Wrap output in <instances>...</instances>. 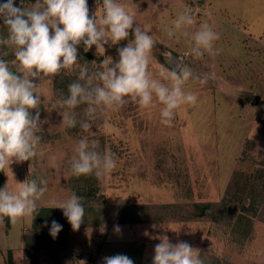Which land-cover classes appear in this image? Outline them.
Segmentation results:
<instances>
[{
    "label": "rangeland",
    "instance_id": "1",
    "mask_svg": "<svg viewBox=\"0 0 264 264\" xmlns=\"http://www.w3.org/2000/svg\"><path fill=\"white\" fill-rule=\"evenodd\" d=\"M87 2L92 16L97 0ZM119 2L135 12L137 23L153 36V71L162 65L171 70L179 60L197 77L206 78L203 85L190 80L185 86L197 94L198 102L176 110L171 126L160 123L159 106L141 109L129 102L117 111H106L83 132L78 126H60L63 118L51 108L58 99L53 79L33 78L41 95L38 108L30 109L33 116L40 112L38 155L0 171V189L8 181L14 189L17 182L35 179L40 185L45 180L48 191L37 201V208H54L53 199L63 201L75 193L70 161L84 137L96 140L99 151L113 153L117 167L101 180L90 175L88 192L93 193V203L104 209L99 227L69 230L68 249L50 252L45 240L51 247L61 244L52 241L49 233L53 221L64 227L58 211L38 225L30 216L7 227L3 218L0 264H7L10 251L14 264H103L105 257L114 255H126L134 264H152L163 236L172 244H190L204 264H264V0ZM35 3L14 0V6L22 8ZM186 8L197 21L189 32L207 22L219 33L216 55L196 59L189 54V37L168 40L166 29ZM3 25L0 18V37L6 38ZM133 39L130 30L126 40L105 45V52L98 53L93 45L89 51L102 60H92L90 71L100 70L105 58L118 61L117 49ZM0 59L9 63L14 74L22 75L11 63L15 55L6 45H0ZM53 155L55 166L49 162ZM233 174H237L236 199L227 194ZM123 211L146 222L121 223ZM155 219L161 221L152 222Z\"/></svg>",
    "mask_w": 264,
    "mask_h": 264
},
{
    "label": "clouds",
    "instance_id": "2",
    "mask_svg": "<svg viewBox=\"0 0 264 264\" xmlns=\"http://www.w3.org/2000/svg\"><path fill=\"white\" fill-rule=\"evenodd\" d=\"M0 18L7 26V37H0V45L13 50L15 60L11 63L22 74H14L9 63L0 59V171L5 172L11 164L29 161L38 155L40 112L33 116L30 109L38 108L41 95L33 78L42 81L62 71L78 69L76 80L68 85L67 95L55 100L51 108L62 116L61 127L78 126L83 132H88L91 122L106 111H117L129 102L141 109L159 106L160 123L171 126L176 110L198 102L197 94L185 90L188 82L199 80L201 85L207 82L179 60L171 70L162 65L153 71L150 68L153 36L137 23L135 12L119 0H102V5L97 0V11L92 16L87 0H36L28 8L16 7L14 0H7L0 4ZM196 24L192 10L184 9L166 29L168 40L189 37V54L196 59L205 54L216 55L219 33L207 22H201L189 32ZM130 30L134 39L117 49L118 61L105 58L101 69L95 71L89 70L88 63H78L79 45H84L85 52L93 45L98 53L105 52V45H117L126 40ZM77 108H80L79 113L75 111ZM108 126L105 120L104 127ZM98 149L96 140L90 142L87 137L81 138L70 161L71 175L77 178L94 175L101 180L111 174L117 167L114 154ZM55 161L54 155L49 158L51 166H55ZM29 171L31 175V167ZM40 185L35 179H28L17 182L13 189L8 181L0 189V222L7 217L15 225L19 219L33 216L38 211L37 201L48 191L47 181L41 180ZM81 201L82 197L76 193L63 201H51L54 208L63 210L73 230L79 229L85 217ZM61 229L62 226L53 221L50 235L55 238ZM116 231H120L119 227ZM159 239L152 264H204L199 251L187 242L172 244L167 236ZM103 264L134 262L126 255H114L105 257Z\"/></svg>",
    "mask_w": 264,
    "mask_h": 264
},
{
    "label": "trees",
    "instance_id": "3",
    "mask_svg": "<svg viewBox=\"0 0 264 264\" xmlns=\"http://www.w3.org/2000/svg\"><path fill=\"white\" fill-rule=\"evenodd\" d=\"M3 28H7V26L4 24ZM78 51V60L80 61L79 64H84V63H88V67L90 70V66L92 63V60H97V61H101L102 58L100 57H96L94 54H92L90 51L85 52L84 51V45L81 44L78 46L77 48ZM77 71H75L74 73H67V71H62L60 74L56 75L55 77H48V79H53V83H54V90L55 93H57V98L59 99L62 95H67V90H68V85L70 83H72L73 81L76 80L77 78ZM263 172H264V164H263ZM262 169H259V171H262ZM259 175H261V173H259ZM90 175L89 176H80V177H76L74 179L71 180V185L72 188L75 190V193L82 197V204L85 208V217L83 218V221L80 225L79 228H84V227H99L102 224V216H103V211L104 209L102 207H99L97 204L93 203V193L89 194L87 187L91 185L90 182ZM1 184L3 183V181H0ZM237 183V174H233L232 176V180L230 181V184L228 186L227 189V194L231 195L233 198L236 199L235 196V185ZM88 184V185H87ZM94 184V183H93ZM234 190V192H233ZM94 198H96L94 196ZM205 208H207L205 206ZM38 211L33 215L34 219H35V225H38L40 222H47L49 221L52 217L53 214L58 211L60 213V217H62V222L64 224V227L61 229V233H58L60 236L63 235L64 237H52V241L57 240L58 242L60 241L61 244H58L56 247H51L49 244L48 240H45V249L48 251H52L53 249L58 250L59 252L62 250H67L68 249V233L69 230H72V226L71 224L68 222L67 218L64 216L63 214V210L62 209H54L53 207H40L37 208ZM124 212V213H123ZM120 213V215L122 214V219H121V223H143L146 222L144 221L145 219H143L144 217H132L129 212V214L126 211H123ZM257 212V209L255 211V214ZM59 213L58 216L59 217ZM254 214V215H255ZM133 215V214H132ZM128 216V217H125ZM147 219V217H146ZM156 220V221H155ZM152 220V222H158L161 221L159 219H155ZM5 223L7 224V227L11 226V223L9 221V219L7 217L4 218ZM250 232V230H249ZM50 233V232H49ZM49 234H45V236L47 237ZM62 238V239H61ZM7 264H14V259H13V255L12 252L10 251L7 257Z\"/></svg>",
    "mask_w": 264,
    "mask_h": 264
}]
</instances>
